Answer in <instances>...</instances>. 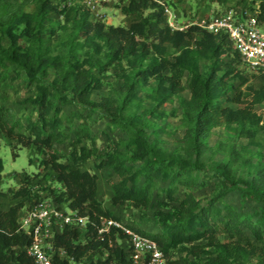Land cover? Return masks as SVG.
Listing matches in <instances>:
<instances>
[{"label": "trees", "instance_id": "16d2710c", "mask_svg": "<svg viewBox=\"0 0 264 264\" xmlns=\"http://www.w3.org/2000/svg\"><path fill=\"white\" fill-rule=\"evenodd\" d=\"M69 1L0 0V79L10 67L18 76L25 74L36 86L30 102L37 107L24 125L9 107L0 105V131L17 140L13 148L35 147L36 165L43 169L34 174L24 170L17 176L22 177L19 184L0 191V264H35L28 252L32 236L22 230L19 219L24 207L44 199L89 217L85 228L65 224L55 230V250L50 252L57 264H138L122 229L99 232L102 217L125 222L99 199L101 170L115 175L113 206L142 215L155 201L167 207L154 212L156 230L125 223L156 240L172 264H199L196 258L202 253L204 264H248L252 256L264 257V166L247 163L245 176L236 168L234 150L212 166L204 158L217 127H231L257 144L258 132L264 133V86L248 83L240 67L244 61L228 34L196 24L175 29L165 6L154 0H120L117 7L133 16L128 25L98 19L80 0ZM206 1L253 9L264 25V0H198L197 13ZM175 12L180 21L182 15ZM56 14L70 30L63 54L54 53L45 41L46 33H55L51 18ZM110 69L119 76V86L105 80ZM141 82L155 83L153 104L140 96ZM103 90L106 94L94 99ZM66 104L76 109L66 113ZM257 105L263 109L256 110ZM168 106L173 115L181 112L183 152L169 151L152 130L151 119L168 114ZM97 113L109 130L126 135L127 150L109 140L100 152L93 133ZM65 127L75 138L62 160L55 147ZM89 160L96 171L86 166ZM29 161L33 163L32 155ZM3 168L0 157V173ZM209 185V196L195 194L197 186ZM235 190L258 201L259 208L253 213L238 210L227 201ZM3 198L11 201L6 207Z\"/></svg>", "mask_w": 264, "mask_h": 264}, {"label": "rangeland", "instance_id": "374dc122", "mask_svg": "<svg viewBox=\"0 0 264 264\" xmlns=\"http://www.w3.org/2000/svg\"><path fill=\"white\" fill-rule=\"evenodd\" d=\"M120 0H111L104 4L103 10L106 12V21L109 23H114L116 25H128L133 16L123 14L117 4ZM170 6L175 11L178 10L181 14L180 22L188 23L192 20L204 18L208 19L213 13L218 11H223L228 9V6H219L217 3L204 2L200 8H198L197 13V3L198 0H168ZM211 7V8H209ZM252 12H256L250 9ZM93 14V13H92ZM93 16H95L93 14ZM51 24L54 27L55 33L48 32L45 34V41L51 47L54 53H66V46L64 42L67 40L70 30L65 29L63 26L64 18L59 17L57 14L53 15L51 18ZM242 69L246 70L249 76V84L254 85L259 88L264 86V70H253L249 68L244 62L240 64ZM18 72L14 67H10L7 70V75L5 78L0 79V105L9 107L14 113L16 118L21 119L24 125L27 124V116L30 114H35L37 107L30 102V97L34 96L36 93L35 84H29L27 81V76L22 74L17 75ZM53 73L47 81H50ZM119 76L112 72V69L108 73L104 74L106 81L113 83L116 86L120 85L118 81ZM155 86L154 82L143 83L141 82L138 86V92L142 96L147 104H153L152 92ZM107 91L103 90L98 92L94 99L99 100L101 96ZM106 94V93H105ZM189 96L188 92L184 93ZM235 107L237 104H233ZM170 107L168 106V114L163 116L158 120L152 118L154 122L152 130L155 134H159L163 141V144L171 152H183L185 149L184 144V134L185 127L181 121V112L178 115H173L170 113ZM76 109L73 104H66L64 106V111L66 113L71 110ZM263 105H257L256 110L261 111ZM23 132L28 133L26 128L22 129ZM93 133L97 138V146L100 152H104L106 144L111 141L113 147H120L122 149H128L130 147L128 138L126 135L120 131H112L107 127V121L105 118L101 117L98 113L93 117ZM75 136L72 131L65 127V132L62 141L56 144V151L61 155L62 160L67 159V155L71 152V143ZM258 140L260 144H264V133L258 132ZM208 146L206 147V152L204 158L209 166H212L217 161L227 159L230 152L234 150V156H237L235 162L236 168L239 173L248 175L249 166L247 163L257 167L258 165L264 166V148L262 145L251 142L246 137H240L231 127L220 126L214 129L213 133L208 138ZM17 143V140L8 138L7 135L0 131V157L3 159L4 168L0 173V191H7L11 186L19 184L22 179L21 175L24 170L28 172H33L43 170L37 167L38 155L33 153V149L30 151L28 147L17 146L13 148V145ZM84 144L91 145L90 141H83ZM14 151L17 155L14 156ZM30 155L33 156V163H30ZM249 160V162H248ZM86 166L92 170L96 171V165L93 160L87 161ZM45 171V170H44ZM43 171V172H44ZM100 175L99 183V199L101 200L105 208H109L115 212L118 216L122 218L126 223L133 224L135 226L141 227L145 230H156L158 229L157 221L154 216V212L162 206L158 201H155L153 206L146 211V214L142 215L138 210L124 206H113L111 203L112 187L111 181L115 178V175L110 170L98 171ZM260 177H264V170L260 173ZM213 185L209 186H197L195 188V194L198 197H206L212 193ZM233 206L238 210H242L247 213H253L259 208L260 203L256 200H252L244 195L242 190L232 191L227 197ZM9 198H3L4 207L8 206L10 203ZM27 207H24L25 209ZM255 241V239H254ZM176 255H180L178 252ZM191 258H195L191 255ZM197 261L199 264H204L206 259V253H202L198 256ZM77 264V263H75ZM248 264H264V257H251Z\"/></svg>", "mask_w": 264, "mask_h": 264}, {"label": "built area", "instance_id": "2783aa9c", "mask_svg": "<svg viewBox=\"0 0 264 264\" xmlns=\"http://www.w3.org/2000/svg\"><path fill=\"white\" fill-rule=\"evenodd\" d=\"M76 0H70L69 4ZM111 0H80L98 19H106L104 4ZM165 6L170 24L175 29H186L199 25L209 32H225L240 52L244 63L253 70H264V25L258 20L256 12L243 11L235 7L213 13L210 18H199L188 23H181L168 0H154ZM89 217L70 208L57 207L50 199L36 201L22 210L20 225L23 231L32 236L28 252L35 264H57L50 252L54 251L53 238L55 230L65 224H77L86 227ZM116 227L128 236L133 248V257L138 264H172L158 242L131 228L125 222L112 217H102L100 233ZM65 255V250L60 249Z\"/></svg>", "mask_w": 264, "mask_h": 264}]
</instances>
